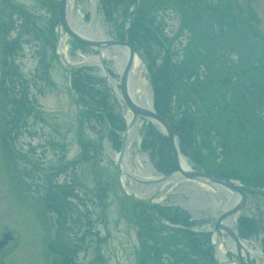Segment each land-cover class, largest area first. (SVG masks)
I'll use <instances>...</instances> for the list:
<instances>
[{"label":"rangeland","instance_id":"obj_1","mask_svg":"<svg viewBox=\"0 0 264 264\" xmlns=\"http://www.w3.org/2000/svg\"><path fill=\"white\" fill-rule=\"evenodd\" d=\"M9 1L32 12V15L35 13V22L38 27L43 29L47 25L51 14L40 3V0ZM188 1L185 11H182L179 6L167 8L166 10L160 9L154 18L155 22L161 20L164 23L162 27L163 35L172 41L170 52L174 53L173 61L178 63L186 59L188 53L186 50L189 46L190 49L197 47L199 53L215 54V58L217 57L216 59L221 63L233 64V66L231 65L224 72L218 74L220 79L225 78L223 81L229 83L228 87L223 90L224 93L230 94L229 89L231 86L233 87L232 93H240L241 87L251 86L248 95H246L251 98L248 99L250 102L249 107L253 110L255 117L258 115L264 117V99L254 98L260 91V86L257 83L262 80L259 79L264 81L262 76L256 79L259 76L257 72L258 64L254 63L262 56L264 57V43L251 38L247 33L252 30L257 35L264 37V0H232L231 10L226 11L228 17L224 18L225 22H217L216 17L208 9L213 4H220L219 0ZM71 2L78 21L84 25H89L94 15L104 28L106 37L109 39L117 38L122 21L126 19L124 18L125 15H122V10H125V8L120 7L110 10L113 17L107 18L105 9L100 5V0H76V3L71 0ZM129 7L130 10L134 9L133 4ZM220 8L222 9V7H219L218 10ZM232 12L235 13L236 18L230 14ZM14 19L18 29L20 24L18 17L14 16ZM127 25L126 22V27H128ZM57 29L58 40L56 45L59 58L53 59L49 54L48 58L50 60H47L50 64L49 73L54 81L53 85L47 86L39 77L40 56L38 51L40 46L43 45L42 40L38 37L40 34H37V37L32 36L30 33L22 34L21 49L14 55V58L12 56L8 57L9 68L15 70L19 78L28 81L30 93L37 101L41 116L39 118L30 116L26 120V125H20L16 133L12 129L9 130L10 128L7 130L8 126L3 124L2 114H0V235L6 229L14 235L12 245L9 243L2 250L0 264H56L52 253H50L49 259H42L41 249L48 241L47 224L40 212L41 207L35 199V194L27 195L25 193V195L18 182V174L29 173V169L32 167H30L29 161L24 163L23 158H30L38 163L40 171L41 169L49 171L53 166L57 171L56 179L59 182L78 178L82 183V186L77 189L81 195L88 192L90 196L95 197L97 190L96 171L100 174V181L107 182L108 192L105 199L104 213L100 208L91 206L93 228L90 235L86 236L82 246H76L77 252L74 251L76 254L74 261H67L57 255L61 259V264H137V250L141 242H139L137 235L140 225L138 227L137 223L140 224L144 216L150 218L154 215L153 226L158 227L159 230L164 228L163 225L169 228L179 227L181 225L171 223L164 216L172 207L185 211L190 219L197 220L199 224L192 228L197 234L198 242L202 243L207 240L208 235L211 245L212 230L217 218L225 209L234 204H230L232 197L229 196L228 192L231 191L218 185L197 180L177 179L170 181L168 177L177 169L170 173L163 170L166 169L164 160L166 152L162 148L160 132L163 135L165 134L157 125L145 119H138L132 126H129L132 113L125 101L114 92L115 90L119 91V88H117L119 73L113 67L112 59L108 56L101 57L105 66L109 69L108 74H110L108 78H105L99 63L87 62V58L97 54L95 50L79 45H71L70 37L65 30L62 27ZM15 33L16 31L11 30L7 34V38H13ZM123 41L128 40L123 39ZM2 44L3 34L0 31V77H3L6 70V60L8 63ZM151 44L152 50L147 55L146 62L148 65L153 64L152 68L155 70L165 61L168 53L156 39H151ZM63 58L67 63L72 64V68L80 66L79 68H82L83 74L82 81L86 85H93V89H91L92 87H86L84 99L80 100L79 95L73 88L70 80L74 76V72L69 73L68 69L70 67L68 68L63 62ZM210 59H214V57H210ZM138 60L143 68L142 62L140 59ZM200 70V80L203 79L204 73L208 77H212V73H214V69H208V67L206 69L201 67ZM142 72L143 69L141 79L149 87L151 106H153L154 87L152 82L150 83L148 75H142ZM248 73L252 74L249 75ZM35 83L44 85L42 90H39ZM261 85L264 93V83ZM92 95L104 100L102 110L104 118L99 116L95 110H89V108L95 109L96 103H93V101L100 100L92 99ZM173 100L174 103H171V106L175 113V120L182 121L185 110L183 107L177 106L178 102L175 98ZM227 100L232 101V99ZM84 107L87 108L85 115H83L82 110ZM193 107L195 106L191 104V109ZM98 110H101V108ZM109 119H113L110 122V124L114 123L113 130L115 132L113 134L108 132L106 126ZM245 126L249 125L245 123ZM152 127L158 132H151ZM130 130H132L131 134H129ZM234 131L229 128L226 132V138L228 139L226 141H229L228 143L231 144L232 148H234L233 145L238 147L233 152L239 154L247 148L251 149L252 146L250 145L254 142L245 143L242 139L237 138L238 132ZM262 133L259 131L254 133L256 134L254 146H257L259 141H264L261 136H258ZM125 135V150L122 152V141ZM9 136L15 139L11 142ZM83 139H90L95 143L98 139H101L102 149L100 159L96 165L92 164L95 160L88 163L75 162L81 156V141ZM52 140L63 144V150H60L58 154L49 142ZM211 145L212 147L215 145V149L217 148L215 142ZM261 149L259 152L264 151V145ZM12 150L14 151L15 166L12 163L10 164L4 156V151L8 157ZM217 151H220V149L218 148ZM124 154L126 169L122 165L124 163L122 155ZM182 156L186 158L190 165H194V162L183 153ZM19 157L21 158L19 159ZM239 158L241 162L233 160L235 162L232 168L237 170L235 173H247V170L252 169L250 165L256 167L254 169L256 172L264 170L263 155L247 161L244 160L242 154L239 155ZM220 161L222 159L218 158L216 163ZM74 162L77 165L72 166ZM60 170L64 171L60 172ZM117 170H119L118 174ZM33 172H37V170H33ZM116 175L121 187L131 196L141 200L136 205L140 217H136L134 211H131L133 204L128 199L125 200L126 198L120 194L116 184ZM161 181L163 184L156 188V185ZM88 188L91 191H88ZM158 213L163 218H160L157 215ZM156 216L159 221H157ZM239 217L248 219L250 223L256 226L253 234L242 242L249 247L252 253H255L253 264H264V196L247 192L245 208L236 220ZM231 228L238 229L235 221H233ZM169 233L171 232H168V230H162L161 240L165 239L167 235L169 236ZM205 245L207 246L206 241ZM173 251L171 250L170 255H163L165 264H171ZM212 259L214 264H217L213 254ZM195 264L203 263L199 260Z\"/></svg>","mask_w":264,"mask_h":264},{"label":"trees","instance_id":"obj_2","mask_svg":"<svg viewBox=\"0 0 264 264\" xmlns=\"http://www.w3.org/2000/svg\"><path fill=\"white\" fill-rule=\"evenodd\" d=\"M107 18H112L113 9L125 8L122 10L126 18L122 21L121 29L117 34L119 39H127L132 45L138 47L143 51L145 59L152 50L151 39H156L162 46V48L168 53L165 61L161 65L153 70V64H147L150 80L154 89V108L156 111L167 119L171 128L175 132L180 151L194 162V167L203 169L207 172H214L221 175H225L231 178H237L244 181L245 184L255 187L264 188V170L262 172H256L253 165H250L251 170H247V173H235V169L232 167L236 160L240 161L239 155L242 154L244 160H254L257 156L264 157V151H261L264 141H259L257 146L255 145L256 137L254 133L257 131L263 132L258 134L264 140V117L254 116L251 109L250 102L248 101L247 88L241 87L240 93H232V86L229 89L230 94L224 93L223 90L228 87V81H223L218 76L219 73L225 71V69L233 66V64L227 65L221 63L215 58V54L199 53L197 47L190 49L187 46L186 59L182 62L176 63L173 61L174 53L170 52V46L172 41L170 38L163 35L162 27L164 23L159 20L155 22L160 9L166 10L167 8L179 6L182 11H185L188 6V0H100ZM197 0H194L196 2ZM220 4H213L208 9L216 17L217 22H225L228 17L226 11L231 10L232 0H219ZM40 3L49 10L50 17L47 25L42 29L38 27L35 22V16L27 9H23L19 5L11 3L9 0H0V31L3 34V52L14 58V55L21 49L22 34H32L37 37V34L43 45L40 46L38 51L39 70L41 81H44L47 86L53 85L54 81L49 73L48 55L57 58L56 53V41L57 35L55 31L56 23L58 21V4L55 0H40ZM133 4L134 9L130 10L129 5ZM206 7V5H205ZM219 7L220 10H218ZM235 17V13H230ZM14 16L18 17L20 23L18 29L15 25ZM126 22L128 27H126ZM233 25V24H232ZM16 31L13 38H7V34L11 31ZM43 30V31H42ZM83 46L81 44H78ZM50 48V50H49ZM196 50V51H195ZM50 51V52H49ZM214 57V59H210ZM10 58V57H9ZM6 60V70L3 77H0V114H2V122L7 125V130H14L16 133L20 125H26V120L30 116L39 118L41 116L40 110L37 106V101L30 93L29 83L24 78H19L15 70L9 68ZM48 60V61H47ZM253 63V62H252ZM258 65V78L262 76L264 78V57L255 61ZM223 65V66H222ZM214 69L212 77L203 75V79L200 80V68ZM233 68V67H232ZM251 68V67H250ZM38 71V69H37ZM249 71V70H248ZM256 71V70H255ZM72 77V85L79 95V99H84L86 87H92L93 85H86L83 80L82 68H77L74 71ZM251 72V71H250ZM244 73V72H242ZM232 74V73H231ZM249 75L252 73H248ZM208 77V78H207ZM227 80V78H226ZM257 83L260 86V91L255 99H264V93L262 89V83ZM41 84H43L41 82ZM37 85L39 90H42L44 85ZM221 84V85H218ZM257 85V86H258ZM107 87V86H106ZM109 88V87H107ZM93 89V87L91 88ZM83 93V94H82ZM109 93V89H108ZM82 94V95H80ZM92 99H100L93 101L96 103L95 109L89 108L90 111L95 110L99 116L104 118L102 114L104 100L98 96H91ZM178 102V107H183L185 112L182 117V121L175 120L173 107L171 103H174L173 99ZM227 99H232L230 102ZM247 99V100H246ZM185 104V105H184ZM193 104V109H191ZM101 108V110H98ZM83 115H85L87 108L84 107ZM1 119V118H0ZM41 119V118H40ZM113 119H109L107 124L108 132L113 134L115 131L114 123L110 124ZM254 120V121H253ZM245 123L249 126H245ZM110 127V131H109ZM236 130L237 138L242 139L245 143L249 144V141L254 142L251 149H246L243 153L235 154L233 151L238 147L226 141V132L228 129ZM247 129V130H246ZM250 129V130H248ZM261 130V131H260ZM151 132H158L154 127L151 128ZM235 132V131H234ZM11 138V136H9ZM162 148L165 149L166 156L165 170L166 173L173 172L177 169L175 159L170 150L169 138L166 135L161 134ZM15 139L11 138V141ZM102 139V138H101ZM101 139H98L97 143L92 140L83 139L81 141L82 152L79 160L75 162L88 163L95 160L94 165L100 159V153L102 149ZM228 140V139H227ZM3 141H5L3 139ZM53 148H55L57 154L60 150H63V144L55 140L49 141ZM215 142L212 147L211 143ZM6 143V142H5ZM120 146V143H119ZM254 146V147H253ZM220 151H217V149ZM261 149V150H260ZM5 152V151H4ZM10 152V151H9ZM11 153V152H10ZM7 160L10 162L9 157ZM21 157H19L20 159ZM221 158L222 161L216 163V160ZM24 163L29 161L31 169L29 173H20L18 178L23 191L27 194H35V199L40 205V212L42 213L48 231L51 230L49 220L46 218L48 212H52L56 215L57 230L54 238L52 237L48 243V250L51 253H56L59 257H63L67 261H74L76 248L84 244L86 236L90 235L93 228V219L91 216V206L98 207L104 213L105 199L108 192L107 182L100 181V174L96 171L95 179L97 184V190L95 197L90 196L88 192H84L81 195L77 190L82 186V183L78 178H72V180H66L59 182L57 177V171L51 166L50 170L44 171L39 164L32 161L30 158H23ZM235 160V161H233ZM242 160V159H241ZM72 163V166L77 163ZM241 162V161H240ZM248 164V163H247ZM56 168V167H55ZM37 170V172H33ZM64 170H60L63 172ZM88 191H91L88 188ZM250 193H257L264 196V191H248ZM127 200V199H125ZM131 211L140 217L137 209V203H132ZM155 210V209H154ZM159 215V213L157 214ZM154 215L150 218L142 217L141 223L138 224V239L140 247L137 250L138 262L137 264H165L163 255H170L173 251V260L171 264H195L202 261L203 264H214L212 259V250L210 241L208 239L205 245V241L198 242L197 234L193 228L197 226L199 222L189 218V215L185 214V211L177 207H172L167 213L164 214L171 223L181 225L176 228H169L165 225L164 228L158 229L154 227ZM160 218L163 216L159 215ZM157 221H159V218ZM238 229L241 238H247L253 234L256 230V226L248 221L239 217ZM162 230H168L169 236L165 239L162 238ZM51 233V232H50ZM209 234V233H208ZM171 241V242H169ZM204 243V245H203ZM207 247V248H203ZM77 246V247H76ZM167 249V250H166ZM71 253V256H70ZM73 254V255H72ZM56 257L54 261L56 264H61V259ZM100 258V256H99ZM76 263V262H75Z\"/></svg>","mask_w":264,"mask_h":264},{"label":"water","instance_id":"obj_3","mask_svg":"<svg viewBox=\"0 0 264 264\" xmlns=\"http://www.w3.org/2000/svg\"><path fill=\"white\" fill-rule=\"evenodd\" d=\"M59 7V21L57 23V27L62 26L65 30V32L70 36V40H76L80 43H82L85 46L94 48L98 51L97 56H99V65L102 68L104 75L106 78L109 77L108 71L106 70L101 55V50L105 49L112 45H118L126 47L128 50V59L126 61V64L120 73V80H119V91H114L118 97H120L122 100L125 101L127 107L132 113L131 121L129 123V126H132L136 120L138 119H146L149 121H152L155 125H157L169 138L170 142V149L171 153L174 156L175 163L177 166V171L173 172L171 175L179 172L180 177L179 179H189V180H197L204 183H209L213 185H218L221 188L228 189L236 194H238L237 201L229 208L225 209L223 213L217 218L213 230H212V236H211V246H212V253L214 256V259L216 260L217 264H220L218 259L216 258V246L218 244L217 239L220 236H231L236 244V251H231L229 249L226 250V252L231 253L236 258L229 260L230 262L234 264H251L252 259L254 257V253H252L249 249L247 250L245 246L242 244L237 229H232L230 226H228L225 222L230 216L234 215V221L236 222V218L239 216V214L244 210L246 205V195L244 192V189H253L249 186L244 185L241 181L237 179L228 178L222 175H217L213 173H206L197 169L192 168L190 165H188L186 168L181 167L180 158L179 155H182L179 151L178 147V140L174 133V131L171 129L169 123L165 118L160 116L154 107L147 108L143 107L135 102V100L130 96L129 94V74L134 62L135 58L140 59V61L143 64V72L142 75H146L147 67L146 62L143 57L142 52L137 49L136 47L132 46L127 41L117 40V39H106V40H92L88 37H85L78 33L73 27L70 26L68 23L67 18V10H68V2L69 0H56ZM76 3V0H74ZM66 62V60H64ZM67 63V62H66ZM69 66L71 64L67 63ZM125 142H126V135L124 136V139L122 141V152L125 150ZM119 170H117L118 174ZM170 175V176H171ZM133 177V176H132ZM168 177V176H166ZM135 178V177H133ZM137 179V178H135ZM116 183L119 188L120 193L127 199L133 201V202H140L138 198H135L131 196L128 192H126L121 185L118 182V178L116 175ZM257 191H263L264 189H255ZM48 218L51 222L52 229L55 230L56 224H55V215L54 214H48ZM11 239V233L7 232L3 234L2 239L0 240V247H2L4 244L8 242V240Z\"/></svg>","mask_w":264,"mask_h":264},{"label":"bare ground","instance_id":"obj_4","mask_svg":"<svg viewBox=\"0 0 264 264\" xmlns=\"http://www.w3.org/2000/svg\"><path fill=\"white\" fill-rule=\"evenodd\" d=\"M67 18L68 23L70 24L73 29H75L78 33L81 35L88 37L92 40H106L107 37L104 34V28L99 24L98 19L93 15V20L91 21V24L84 25L82 22L78 21L77 16L75 15V9L72 7V2L69 0L68 2V10H67ZM102 56H108L113 61V67L117 71V73H121L126 61L128 59V50L126 47L118 46V45H112L105 49L101 50ZM87 62L90 63H99V56L97 55H91L89 58H87ZM142 65L139 62L137 58L134 59L130 74H129V94L130 96L135 100V102L143 107L152 108L151 106V97H150V90L147 85H145L142 82L141 79V71H142ZM137 123V122H136ZM133 130V129H132ZM130 130V133L132 132ZM125 154L122 155L123 162L122 165L126 169V159ZM181 167L186 168L189 163L187 162L186 158L182 155H179ZM180 173L177 172L171 176L168 177L170 181H175L179 179ZM163 182H159L156 185V188L160 187ZM229 196L232 197V200L230 204L235 203L238 199V194L234 192H228ZM227 207L229 206L226 205ZM234 221V215L230 216L226 220V224L230 227H232V223ZM218 244L216 246V257L220 264H234L230 262L226 256V250L229 249L231 251H236L237 247L232 239L231 236H220L218 239ZM246 248V247H245ZM249 248V247H248ZM248 248H246L248 250ZM250 250V249H249ZM254 253V252H253ZM255 254V253H254Z\"/></svg>","mask_w":264,"mask_h":264},{"label":"flooded vegetation","instance_id":"obj_5","mask_svg":"<svg viewBox=\"0 0 264 264\" xmlns=\"http://www.w3.org/2000/svg\"><path fill=\"white\" fill-rule=\"evenodd\" d=\"M2 234L0 235V238H1ZM4 248V247H3ZM3 248H0V257L2 256V250ZM6 253V252H5Z\"/></svg>","mask_w":264,"mask_h":264}]
</instances>
